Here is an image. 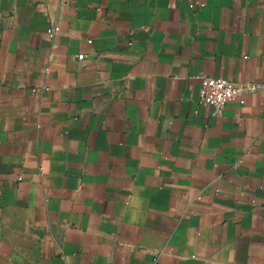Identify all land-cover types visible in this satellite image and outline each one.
I'll list each match as a JSON object with an SVG mask.
<instances>
[{"label":"crops","instance_id":"crops-1","mask_svg":"<svg viewBox=\"0 0 264 264\" xmlns=\"http://www.w3.org/2000/svg\"><path fill=\"white\" fill-rule=\"evenodd\" d=\"M0 264H264V0H0Z\"/></svg>","mask_w":264,"mask_h":264},{"label":"built area","instance_id":"built-area-1","mask_svg":"<svg viewBox=\"0 0 264 264\" xmlns=\"http://www.w3.org/2000/svg\"><path fill=\"white\" fill-rule=\"evenodd\" d=\"M50 36H54L53 29L48 30ZM83 57L80 56L79 60ZM258 87L253 85L251 90L255 91ZM241 89L234 82L222 77H204L202 78V87L199 92L200 103L212 110L214 116L220 115L227 104L233 99L239 97Z\"/></svg>","mask_w":264,"mask_h":264}]
</instances>
